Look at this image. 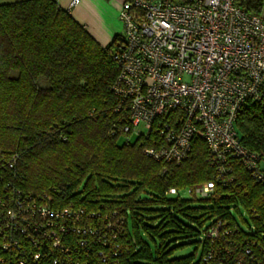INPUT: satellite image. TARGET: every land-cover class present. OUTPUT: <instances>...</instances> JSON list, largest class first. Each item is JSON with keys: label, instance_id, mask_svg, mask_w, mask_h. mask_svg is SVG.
Segmentation results:
<instances>
[{"label": "built area", "instance_id": "1", "mask_svg": "<svg viewBox=\"0 0 264 264\" xmlns=\"http://www.w3.org/2000/svg\"><path fill=\"white\" fill-rule=\"evenodd\" d=\"M118 18L124 34L113 53V91L124 134L149 140L147 156L176 164L202 139L215 180L187 187L190 198L215 196L217 184H229L234 159L264 185V159L242 145L236 128L243 107L264 101V9L249 13L236 0H121ZM180 189L166 194L179 196ZM49 200L0 177V264H264V204H237L247 214L241 222L232 208L209 218L199 251L173 262L134 257L137 245L118 209Z\"/></svg>", "mask_w": 264, "mask_h": 264}, {"label": "trees", "instance_id": "2", "mask_svg": "<svg viewBox=\"0 0 264 264\" xmlns=\"http://www.w3.org/2000/svg\"><path fill=\"white\" fill-rule=\"evenodd\" d=\"M236 4L254 14L264 9V0ZM122 41L123 35L116 33L110 43L100 45L55 0L0 4V177L11 178L23 194L46 193L49 204H80L94 210L105 204L104 209H118L135 226L143 224L138 211L152 212L155 204L161 223L143 224L148 233L167 226L185 237L200 233L190 226L183 229L172 211L203 228L209 218L227 215L237 204L261 210L264 185L255 182L237 159L232 160L234 179L225 186L217 184L215 196L207 198L209 204L168 197L169 187L215 180V167L200 138L176 164L147 156L143 150L149 140L135 134L130 142L132 134H124L126 120L117 110L113 91L119 73L113 53ZM236 128L242 145L264 159V101L243 107ZM164 251L160 247L156 254L173 262L185 260L170 258ZM134 257L153 258L145 244Z\"/></svg>", "mask_w": 264, "mask_h": 264}, {"label": "rangeland", "instance_id": "3", "mask_svg": "<svg viewBox=\"0 0 264 264\" xmlns=\"http://www.w3.org/2000/svg\"><path fill=\"white\" fill-rule=\"evenodd\" d=\"M178 1V0H175ZM183 1V0H180ZM115 33L123 35L124 28L121 22L117 21V26L115 27ZM136 139L135 133H132L130 137V142H133ZM187 187L181 188L179 190V196L182 198H188ZM171 199L176 198V195H169ZM209 197H203V199H198L197 201H193L192 204H198V206H205V204H209ZM153 210L152 212H144L139 210V216L142 218V223L145 225H149L152 227H158L161 223V218L158 216L159 206L153 204L150 206ZM180 220L181 227L190 226L193 229H198L200 231L201 227H199L195 222H193L188 217H185L175 211L171 212ZM231 213L237 221L247 219V214L243 208L232 209ZM142 224V225H143ZM141 224L137 223V226L131 221V218L128 220V229L129 233L132 237L136 234L138 236L137 249H140L142 244H145L150 249L152 256L155 257L157 250L162 247L169 255L170 258H179L182 256H186L192 254L193 252L199 251V241H201V234H192L185 237L184 234L180 233L176 230V227L167 226L158 230L159 233L147 232ZM169 232V235L166 237H161L160 233ZM136 233V234H135ZM201 233V232H200ZM136 237V236H135ZM164 251V252H165Z\"/></svg>", "mask_w": 264, "mask_h": 264}, {"label": "crops", "instance_id": "4", "mask_svg": "<svg viewBox=\"0 0 264 264\" xmlns=\"http://www.w3.org/2000/svg\"><path fill=\"white\" fill-rule=\"evenodd\" d=\"M21 0H0L2 3H10ZM58 6L68 11L72 17L90 33V35L102 46L112 40L118 18L121 0H78L70 5L72 0H55Z\"/></svg>", "mask_w": 264, "mask_h": 264}]
</instances>
